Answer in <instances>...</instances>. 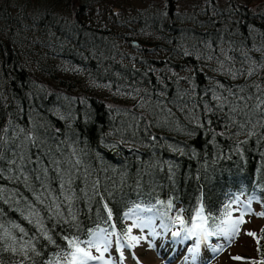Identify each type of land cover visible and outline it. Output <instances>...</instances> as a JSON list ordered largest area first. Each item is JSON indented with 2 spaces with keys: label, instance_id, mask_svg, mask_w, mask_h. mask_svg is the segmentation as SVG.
Here are the masks:
<instances>
[{
  "label": "trees",
  "instance_id": "1",
  "mask_svg": "<svg viewBox=\"0 0 264 264\" xmlns=\"http://www.w3.org/2000/svg\"><path fill=\"white\" fill-rule=\"evenodd\" d=\"M92 2L0 0V264H64L136 206L264 214V0Z\"/></svg>",
  "mask_w": 264,
  "mask_h": 264
},
{
  "label": "rangeland",
  "instance_id": "2",
  "mask_svg": "<svg viewBox=\"0 0 264 264\" xmlns=\"http://www.w3.org/2000/svg\"><path fill=\"white\" fill-rule=\"evenodd\" d=\"M44 1L52 2L55 0ZM58 1L60 5L64 0ZM148 2L149 0H95L92 4L96 6L94 9L99 11V16H102V12L106 10L104 15L110 16L111 13H114L117 17L124 19L131 15L136 7L145 6ZM96 15L98 14L96 13ZM222 66L223 64H218L217 67L220 68L207 67L211 73H218L224 71ZM216 77L219 75L216 74ZM212 81L220 82L214 77ZM247 194L245 197H237L230 202V210H228L231 213L230 220L241 221L235 226V233L229 236L222 234L210 236L206 241L196 236L185 239L187 233L184 228L186 227H182L176 221L177 215L183 218V211L179 209L177 204L175 210L172 211V223L166 222L163 219V213L156 207L136 206L129 211L132 215L126 218L127 228L132 225L134 220L137 222L140 220L151 221L150 226L143 229L133 228L131 235L140 237V242L135 247H128L127 241L112 227L103 226L99 228L98 230L107 229L109 232L115 231L117 233V236L112 237V244L108 252L104 254V259L109 264H253L252 259L258 256V245L256 235L249 236L248 233L255 234L264 224V217L259 198L256 196L249 197ZM225 220H229L228 214L223 221ZM230 226V223L222 222L219 229ZM176 232H179L180 235L174 236L173 233ZM118 237L121 239V243L125 245L119 250L116 245ZM91 238L92 236L89 239ZM198 240V251H190V249L197 248ZM92 251L93 255H99L94 249ZM121 252L123 253L122 257ZM133 253H135V257H133ZM234 257H241L242 259L237 260ZM90 264H103V261H92Z\"/></svg>",
  "mask_w": 264,
  "mask_h": 264
},
{
  "label": "snow or ice",
  "instance_id": "3",
  "mask_svg": "<svg viewBox=\"0 0 264 264\" xmlns=\"http://www.w3.org/2000/svg\"><path fill=\"white\" fill-rule=\"evenodd\" d=\"M169 208L172 207L171 203L168 205ZM229 206H226V211ZM135 211V210H133ZM204 210L203 207L199 208L195 216L192 217L191 220V227L184 228V231L187 233L185 239L196 236L199 237L201 240H207L208 237L214 235H224L229 236L235 233V226L239 224L241 221L235 220L231 221L230 216L231 213L228 212L229 220L223 221L225 224L230 223V227L219 229L217 232H213L208 228V217L203 214ZM132 215L131 212L125 213V218H128ZM264 215V214H262ZM111 217V212H109V218ZM176 221L183 227L187 222L180 216H176ZM151 221H143L140 220L139 222L133 221L132 225L128 227L124 233V239L127 241L128 247H135L140 242V237L131 235L133 228H147L150 226ZM115 227L114 225L112 226ZM155 235V233H153ZM175 236H179L180 233L176 232L173 233ZM249 236H254V233H248ZM92 238L82 241L79 238L68 239L67 240V250L65 251L62 259L64 264H90L92 261H103V264H109L107 260L104 259V254L108 252L109 247L112 244V237L117 236L115 231L109 232L107 229H100L97 232H93L91 234ZM116 245L118 246V250L122 249L125 245L121 243V239L118 237L116 239ZM199 240L197 242V248L190 249V251H198ZM95 250L96 253L99 255H93V251ZM121 257L123 253L121 252ZM234 259L240 260L241 257H234ZM256 264V262H253ZM259 264H264V260L260 261Z\"/></svg>",
  "mask_w": 264,
  "mask_h": 264
},
{
  "label": "water",
  "instance_id": "4",
  "mask_svg": "<svg viewBox=\"0 0 264 264\" xmlns=\"http://www.w3.org/2000/svg\"><path fill=\"white\" fill-rule=\"evenodd\" d=\"M132 43H133V45H136V46L140 45V43L138 41H136V40H133ZM178 203H180V202H178Z\"/></svg>",
  "mask_w": 264,
  "mask_h": 264
},
{
  "label": "bare ground",
  "instance_id": "5",
  "mask_svg": "<svg viewBox=\"0 0 264 264\" xmlns=\"http://www.w3.org/2000/svg\"><path fill=\"white\" fill-rule=\"evenodd\" d=\"M175 240H176V237H175Z\"/></svg>",
  "mask_w": 264,
  "mask_h": 264
}]
</instances>
